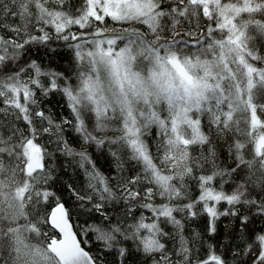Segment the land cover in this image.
Listing matches in <instances>:
<instances>
[{
    "label": "snow or ice",
    "instance_id": "snow-or-ice-1",
    "mask_svg": "<svg viewBox=\"0 0 264 264\" xmlns=\"http://www.w3.org/2000/svg\"><path fill=\"white\" fill-rule=\"evenodd\" d=\"M0 264H264V0H0Z\"/></svg>",
    "mask_w": 264,
    "mask_h": 264
}]
</instances>
